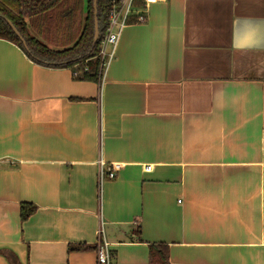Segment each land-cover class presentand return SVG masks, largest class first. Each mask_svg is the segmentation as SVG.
Wrapping results in <instances>:
<instances>
[{
    "label": "crops",
    "instance_id": "0c3cea01",
    "mask_svg": "<svg viewBox=\"0 0 264 264\" xmlns=\"http://www.w3.org/2000/svg\"><path fill=\"white\" fill-rule=\"evenodd\" d=\"M135 1L99 82L0 37V264H264V0Z\"/></svg>",
    "mask_w": 264,
    "mask_h": 264
},
{
    "label": "trees",
    "instance_id": "16d2710c",
    "mask_svg": "<svg viewBox=\"0 0 264 264\" xmlns=\"http://www.w3.org/2000/svg\"><path fill=\"white\" fill-rule=\"evenodd\" d=\"M136 5L139 2H134ZM109 0L97 1L99 38L91 48L93 37L92 0H0V37L10 40L25 50L35 61L54 62L69 67L72 76L79 80L100 81L104 63L100 57V45L108 27ZM139 15L146 19L144 12ZM11 21L27 44L24 49L18 37L6 23ZM136 22V17L129 23ZM35 210L30 202L20 203V219L25 220ZM93 248L98 244L78 243L69 250ZM149 258L152 262H167V245L151 243ZM14 264H20L14 262Z\"/></svg>",
    "mask_w": 264,
    "mask_h": 264
},
{
    "label": "built area",
    "instance_id": "2783aa9c",
    "mask_svg": "<svg viewBox=\"0 0 264 264\" xmlns=\"http://www.w3.org/2000/svg\"><path fill=\"white\" fill-rule=\"evenodd\" d=\"M156 0H144L145 4L154 2ZM136 5L134 0H109L108 10V27L102 38L100 45V57L103 60L104 68L108 61L113 56L114 47L118 40L121 29L128 24V20L136 17V21H144V17L135 11ZM103 162L100 161L98 169L99 183L106 179H112L116 176L119 170V164L112 163L108 168H104ZM149 166L146 167L148 169ZM98 264H108L109 262V248L108 243L100 239L97 250Z\"/></svg>",
    "mask_w": 264,
    "mask_h": 264
},
{
    "label": "water",
    "instance_id": "95a60500",
    "mask_svg": "<svg viewBox=\"0 0 264 264\" xmlns=\"http://www.w3.org/2000/svg\"><path fill=\"white\" fill-rule=\"evenodd\" d=\"M97 1L98 0H92V9H93V37H92L91 48H93L95 46V44L97 43L98 38H99L98 21H97V17H96V13H97ZM5 21L9 25V27L11 28V30L14 32V34L18 37V39L20 40V42H21L22 46L24 47V49L27 50L26 41L20 35V33L18 32V30L14 27V25L11 23L10 20H8L7 18H5Z\"/></svg>",
    "mask_w": 264,
    "mask_h": 264
}]
</instances>
